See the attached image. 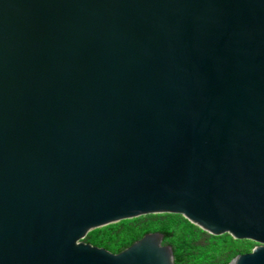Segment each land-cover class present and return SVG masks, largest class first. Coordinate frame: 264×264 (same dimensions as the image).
Returning <instances> with one entry per match:
<instances>
[{
  "label": "water",
  "instance_id": "1",
  "mask_svg": "<svg viewBox=\"0 0 264 264\" xmlns=\"http://www.w3.org/2000/svg\"><path fill=\"white\" fill-rule=\"evenodd\" d=\"M179 215L264 264V0H0V264H172Z\"/></svg>",
  "mask_w": 264,
  "mask_h": 264
},
{
  "label": "trees",
  "instance_id": "2",
  "mask_svg": "<svg viewBox=\"0 0 264 264\" xmlns=\"http://www.w3.org/2000/svg\"><path fill=\"white\" fill-rule=\"evenodd\" d=\"M162 235L161 244L171 249L172 264H226L234 255L247 253L253 245L248 240H234L228 235L211 236L178 215H145L93 229L84 243L118 253L145 233Z\"/></svg>",
  "mask_w": 264,
  "mask_h": 264
},
{
  "label": "rangeland",
  "instance_id": "3",
  "mask_svg": "<svg viewBox=\"0 0 264 264\" xmlns=\"http://www.w3.org/2000/svg\"><path fill=\"white\" fill-rule=\"evenodd\" d=\"M154 215H164V214H154ZM173 215V214H172ZM179 216V215H178ZM181 217V216H180ZM182 218V217H181ZM183 219V218H182ZM253 243V242H252ZM256 244L255 243H253V245L250 247V249L253 247V246H255ZM250 249H249V251H250ZM248 251V252H249ZM235 256V255H234ZM233 257V256H232ZM231 257V258H232ZM231 258H229L228 260H227V262H226V264L229 262V260L231 259ZM211 262L210 261H206V262H204L203 264H210Z\"/></svg>",
  "mask_w": 264,
  "mask_h": 264
}]
</instances>
